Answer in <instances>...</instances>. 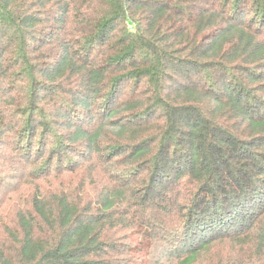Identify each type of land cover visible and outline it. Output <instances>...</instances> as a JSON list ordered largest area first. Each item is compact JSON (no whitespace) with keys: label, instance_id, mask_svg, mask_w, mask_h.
I'll use <instances>...</instances> for the list:
<instances>
[{"label":"trees","instance_id":"16d2710c","mask_svg":"<svg viewBox=\"0 0 264 264\" xmlns=\"http://www.w3.org/2000/svg\"><path fill=\"white\" fill-rule=\"evenodd\" d=\"M0 264H264V0H0Z\"/></svg>","mask_w":264,"mask_h":264},{"label":"rangeland","instance_id":"374dc122","mask_svg":"<svg viewBox=\"0 0 264 264\" xmlns=\"http://www.w3.org/2000/svg\"><path fill=\"white\" fill-rule=\"evenodd\" d=\"M89 117H90V115L88 116V112L86 111V113L80 117V119H79L80 121L73 120L72 122H70L69 120H66L64 122H60V120H59V125L58 126H59V128L64 127V129L67 130L70 127L68 125L80 124L81 122H83L84 119H85V122H86L87 121L86 119H88ZM85 125H86V123H85ZM74 129H75V126L73 128H71V131H73ZM104 129H107V127H105ZM68 131H69V129L67 130V132ZM99 146H100L99 144H94L93 147L99 148ZM79 148L82 149L81 151H83L85 149V146H79ZM103 149L99 151V154H97L98 152L93 154V155H91V156L89 154H87L86 156L90 157L89 160H91V161L85 162L83 164V167L80 169L81 170L80 174H66V176L62 178L63 186L68 187V189L72 190L73 187H76V185L79 184L80 180L86 179V181L89 183L87 185V188L89 189L93 185V183H91V182H94V180H95V183H96V181L100 182L99 179H100L101 174L99 172H97V173L95 172V167H97V165H99V163H100L98 161L99 159H98L97 155L99 156L101 151H103ZM93 168H94V176L91 179L89 173H90L91 169L93 170ZM40 181L41 180H39V179H31V178L28 179V178H25L24 181H23V184H21L22 185L21 194L22 193L23 194H27L29 191H32L36 184L43 185L42 182H40ZM91 189H93V188H91ZM15 196H16V194L15 195L14 194L10 195L11 198L15 197ZM129 231H125V232L120 231L119 234H123L124 233V235H127L129 233ZM124 241H126V240H124ZM228 247H229V245H227V244H219V246L217 248H214L212 253L216 254L217 251L222 252V250L228 249Z\"/></svg>","mask_w":264,"mask_h":264}]
</instances>
